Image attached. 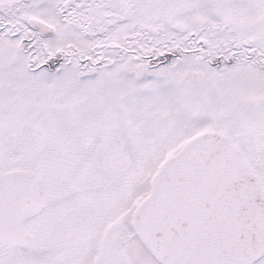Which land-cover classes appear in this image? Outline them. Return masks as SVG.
<instances>
[{
  "label": "snow or ice",
  "instance_id": "obj_1",
  "mask_svg": "<svg viewBox=\"0 0 264 264\" xmlns=\"http://www.w3.org/2000/svg\"><path fill=\"white\" fill-rule=\"evenodd\" d=\"M0 264H264V0H0Z\"/></svg>",
  "mask_w": 264,
  "mask_h": 264
}]
</instances>
